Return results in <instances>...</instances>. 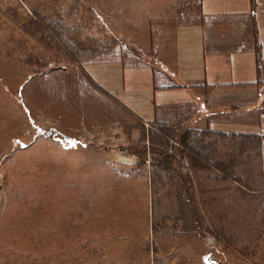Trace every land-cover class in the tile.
<instances>
[{
    "label": "rangeland",
    "instance_id": "rangeland-1",
    "mask_svg": "<svg viewBox=\"0 0 264 264\" xmlns=\"http://www.w3.org/2000/svg\"><path fill=\"white\" fill-rule=\"evenodd\" d=\"M200 1L0 0V264H264L252 145L195 146L190 109L127 144L79 78L164 46Z\"/></svg>",
    "mask_w": 264,
    "mask_h": 264
},
{
    "label": "crops",
    "instance_id": "crops-1",
    "mask_svg": "<svg viewBox=\"0 0 264 264\" xmlns=\"http://www.w3.org/2000/svg\"><path fill=\"white\" fill-rule=\"evenodd\" d=\"M131 54L80 63L94 98L92 123L101 124L108 106L121 118L106 128L123 130L121 139L132 144L140 138L132 123L147 129L187 109L194 118L200 112L205 126L191 129L206 138L191 141L214 144L210 135L227 147L252 145L264 193V0H201L197 17L175 25L164 46ZM206 172L211 177L212 167Z\"/></svg>",
    "mask_w": 264,
    "mask_h": 264
},
{
    "label": "bare ground",
    "instance_id": "bare-ground-1",
    "mask_svg": "<svg viewBox=\"0 0 264 264\" xmlns=\"http://www.w3.org/2000/svg\"><path fill=\"white\" fill-rule=\"evenodd\" d=\"M122 160L128 161V158L126 156L121 157Z\"/></svg>",
    "mask_w": 264,
    "mask_h": 264
},
{
    "label": "trees",
    "instance_id": "trees-1",
    "mask_svg": "<svg viewBox=\"0 0 264 264\" xmlns=\"http://www.w3.org/2000/svg\"><path fill=\"white\" fill-rule=\"evenodd\" d=\"M192 144H194V145L197 146V147H198V146H199V147L204 146V145H201V144H198V145L195 144V143H192ZM218 162H219V161H218ZM223 162H225V161H223Z\"/></svg>",
    "mask_w": 264,
    "mask_h": 264
},
{
    "label": "built area",
    "instance_id": "built-area-1",
    "mask_svg": "<svg viewBox=\"0 0 264 264\" xmlns=\"http://www.w3.org/2000/svg\"><path fill=\"white\" fill-rule=\"evenodd\" d=\"M125 156V155H124ZM128 158V157H127ZM125 161V160H124ZM128 162H130V163H132L133 162V160H130L129 158H128Z\"/></svg>",
    "mask_w": 264,
    "mask_h": 264
}]
</instances>
